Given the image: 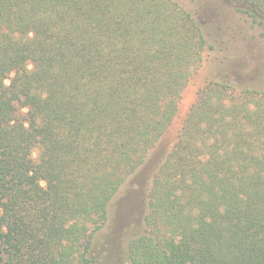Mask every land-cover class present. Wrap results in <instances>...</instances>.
<instances>
[{"label":"trees","instance_id":"1","mask_svg":"<svg viewBox=\"0 0 264 264\" xmlns=\"http://www.w3.org/2000/svg\"><path fill=\"white\" fill-rule=\"evenodd\" d=\"M233 1L264 36V0ZM205 50L175 0H0V264H95L94 232ZM124 258L264 264V90H198Z\"/></svg>","mask_w":264,"mask_h":264},{"label":"rangeland","instance_id":"2","mask_svg":"<svg viewBox=\"0 0 264 264\" xmlns=\"http://www.w3.org/2000/svg\"><path fill=\"white\" fill-rule=\"evenodd\" d=\"M175 1L192 13L202 28L206 40L204 60L187 81L172 123L109 203L106 219L90 241L89 253L95 264L124 263L130 238L143 227L153 175L175 141L198 90L210 81L264 90V36L236 11L234 1ZM36 155L34 149L32 157Z\"/></svg>","mask_w":264,"mask_h":264}]
</instances>
